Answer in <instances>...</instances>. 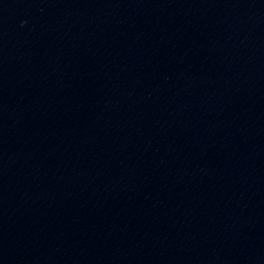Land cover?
I'll return each mask as SVG.
<instances>
[{
  "label": "water",
  "instance_id": "95a60500",
  "mask_svg": "<svg viewBox=\"0 0 264 264\" xmlns=\"http://www.w3.org/2000/svg\"><path fill=\"white\" fill-rule=\"evenodd\" d=\"M0 264H264V0H0Z\"/></svg>",
  "mask_w": 264,
  "mask_h": 264
}]
</instances>
